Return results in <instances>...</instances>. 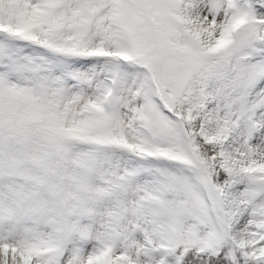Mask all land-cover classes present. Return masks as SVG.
Wrapping results in <instances>:
<instances>
[{
	"label": "snow or ice",
	"instance_id": "6c2138e0",
	"mask_svg": "<svg viewBox=\"0 0 264 264\" xmlns=\"http://www.w3.org/2000/svg\"><path fill=\"white\" fill-rule=\"evenodd\" d=\"M0 264H264V0H0Z\"/></svg>",
	"mask_w": 264,
	"mask_h": 264
}]
</instances>
